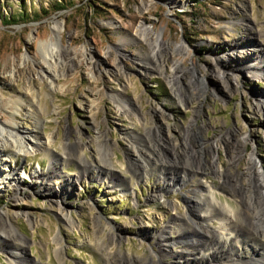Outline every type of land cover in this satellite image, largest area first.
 I'll use <instances>...</instances> for the list:
<instances>
[{
    "label": "rangeland",
    "instance_id": "rangeland-1",
    "mask_svg": "<svg viewBox=\"0 0 264 264\" xmlns=\"http://www.w3.org/2000/svg\"><path fill=\"white\" fill-rule=\"evenodd\" d=\"M50 37L68 48L50 62L55 76L40 46ZM259 61L264 0H0V124L54 139L28 153L3 151L0 141V175L8 176L5 187L0 179V210L28 239L29 259L172 264L188 258L177 236L185 231L184 214L199 220L188 210L193 190L202 182L241 211L242 192L222 183L229 178L251 188V152L264 166ZM66 145L81 158H67ZM137 149L151 153L146 168ZM105 151L112 152L108 158ZM55 164L75 185L46 195L48 182L58 190L62 181L33 172L47 174ZM12 170L24 190H15ZM209 222L219 230L216 218ZM161 233L171 239L164 254ZM19 243L0 236V264H12L9 253Z\"/></svg>",
    "mask_w": 264,
    "mask_h": 264
},
{
    "label": "bare ground",
    "instance_id": "bare-ground-1",
    "mask_svg": "<svg viewBox=\"0 0 264 264\" xmlns=\"http://www.w3.org/2000/svg\"><path fill=\"white\" fill-rule=\"evenodd\" d=\"M54 29L57 33V31L60 30V25L56 24ZM40 46L45 48V56H47L50 72L55 76L54 69L50 62L51 60L56 59V55L59 56L60 52L68 50V48H65L62 44L57 43L53 37H50L49 40L43 41ZM60 49L63 50L61 51ZM26 58H28V56ZM263 63V61H259V63L254 66H259ZM262 68H264V66ZM21 100L23 99L21 98ZM17 103L19 104V101H17ZM260 109L264 113V109ZM40 116L41 113L38 117ZM246 136L247 135L242 138L247 140ZM0 141L2 142L1 146L3 151H23L28 153L32 150L38 151L45 148V146L52 143L54 139L51 136H48L45 139L44 136H42V131L38 130H31L28 132L20 131L17 124L11 123L8 127L5 126V124H0ZM144 149H137V151L139 154L138 158H140L139 165L146 168L153 160L150 155L151 153H147ZM65 150L66 151H64V153L67 154V158H81V154H77L74 150H70L67 145L65 146ZM105 153V158H108L112 152L110 153L109 151H105ZM213 158L215 162L214 155ZM248 159L250 164H254H251V178L248 180L249 182L251 181V188H245L243 185H234V181V184H231V182L229 184L227 182L229 178L224 180L222 183L225 186L226 184L229 185L231 190L235 191L237 195H239V191L242 192V200H244L245 204L241 211H237L236 208H230V205L227 203L225 205L223 202L221 203L210 188L207 190L203 189V185L201 184L202 182L197 189L193 190L194 194L191 200L194 201V204L191 203L192 205L188 210L199 220L196 221V219L192 218V216L184 214V216L179 219L181 220L179 228L182 227L181 225H184L185 227H183V229L185 228V231L184 233H179L177 236V242L183 247L181 249L183 250V254H186L190 259L192 256L193 258L188 260V258L184 257V255H181L179 257L180 260L173 262L172 264H202L205 262H208V264H264V166L263 164L261 165L260 161L256 158L253 152L248 155ZM181 163L184 166L189 164V166L192 167L189 161H182L180 164ZM50 170L51 171L47 174L44 171L42 173H37V171L33 172L34 178L43 177L46 179L48 177H59L62 181L58 190L56 187L54 188L53 184L48 182L45 188H43L44 192L46 191V195H56V193H59V190H62L61 192L65 190L68 191L75 185V181L70 178L58 175L59 171L58 168H56V164L52 165ZM11 174L12 177L10 178L14 181L15 190H24V187H22V181L24 179L22 176L18 175V171L12 170ZM0 179H2V183L4 185L3 187L7 186L8 176H3L1 173ZM194 208H199L201 212H195L196 210H194ZM28 218L29 220L31 219L30 216H28ZM63 218L74 226L73 219L70 217L69 213H63ZM213 218H216V220L220 223L219 230L217 231L211 229L210 227L209 221ZM171 223L176 224L175 221H171ZM17 229L18 228H16L10 218L5 217V213L0 210V236H2L6 242L10 238L13 240L16 239V241L20 240L19 249L12 250L9 253L8 259L12 262V264H39L37 261L29 259L30 257L26 254L25 250L26 243L28 244V239L26 237H21L18 234ZM192 236L197 238L191 239ZM57 239L58 244L56 250L58 255L61 256L64 246L59 235L57 236ZM169 240L171 239H169L165 233L160 234L162 254L165 253L164 246L169 244ZM205 248L212 249V253L209 255L204 254L201 249L203 250ZM185 258L188 261H186ZM196 259L197 262L195 261ZM159 260H161V257H159ZM117 262L118 261L113 264H121L120 262ZM159 262L160 261L155 259L150 264H160Z\"/></svg>",
    "mask_w": 264,
    "mask_h": 264
}]
</instances>
